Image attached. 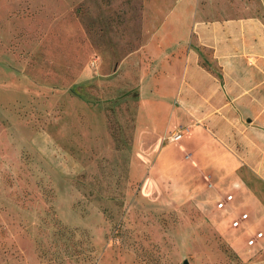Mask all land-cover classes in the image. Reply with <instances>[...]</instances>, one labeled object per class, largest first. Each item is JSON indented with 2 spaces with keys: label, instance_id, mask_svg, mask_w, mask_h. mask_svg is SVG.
<instances>
[{
  "label": "rangeland",
  "instance_id": "1",
  "mask_svg": "<svg viewBox=\"0 0 264 264\" xmlns=\"http://www.w3.org/2000/svg\"><path fill=\"white\" fill-rule=\"evenodd\" d=\"M178 1L0 0V264H264L260 214L232 227L224 190L154 161L178 139L139 48L184 28Z\"/></svg>",
  "mask_w": 264,
  "mask_h": 264
},
{
  "label": "crops",
  "instance_id": "2",
  "mask_svg": "<svg viewBox=\"0 0 264 264\" xmlns=\"http://www.w3.org/2000/svg\"><path fill=\"white\" fill-rule=\"evenodd\" d=\"M190 2V8L184 7L188 0L177 4L185 9L181 31L168 30L163 39L158 31L142 32L139 49L149 51L152 37L159 41L154 52L160 55L141 66L160 70L148 79L153 89L143 100L151 101L149 112L159 107L160 131L181 133L176 143L159 149L154 161L169 154L168 162L181 165L193 186L205 193L231 192L230 225L246 210L248 218L237 228H249V212L264 221V0ZM160 87L166 93H159ZM156 129L144 128L151 134ZM256 230L262 229L249 228L245 243ZM253 246L264 251L263 230Z\"/></svg>",
  "mask_w": 264,
  "mask_h": 264
},
{
  "label": "built area",
  "instance_id": "3",
  "mask_svg": "<svg viewBox=\"0 0 264 264\" xmlns=\"http://www.w3.org/2000/svg\"><path fill=\"white\" fill-rule=\"evenodd\" d=\"M181 136V133L180 132H176V131H173L171 133V135L169 136V138L171 140H176V139H179ZM233 199V194L231 192H226L225 195L221 198H219L217 200V206L218 207H221L223 206L224 204H226L227 201H230ZM246 218H248V212L243 210L239 213L238 216L234 217L232 220H231V225L232 226H238L243 220H245ZM262 236V230H256L254 232V234H252L250 237H248L247 239V243L248 244H254L256 239L258 237H261Z\"/></svg>",
  "mask_w": 264,
  "mask_h": 264
},
{
  "label": "water",
  "instance_id": "4",
  "mask_svg": "<svg viewBox=\"0 0 264 264\" xmlns=\"http://www.w3.org/2000/svg\"><path fill=\"white\" fill-rule=\"evenodd\" d=\"M181 264H190V262L187 258H184Z\"/></svg>",
  "mask_w": 264,
  "mask_h": 264
}]
</instances>
